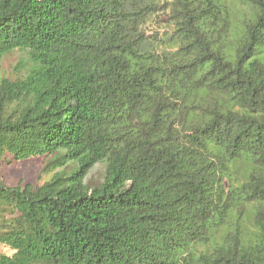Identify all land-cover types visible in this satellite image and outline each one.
Instances as JSON below:
<instances>
[{
	"label": "trees",
	"instance_id": "16d2710c",
	"mask_svg": "<svg viewBox=\"0 0 264 264\" xmlns=\"http://www.w3.org/2000/svg\"><path fill=\"white\" fill-rule=\"evenodd\" d=\"M168 1L156 53L142 0H0V168L47 176L0 179V264H264V0Z\"/></svg>",
	"mask_w": 264,
	"mask_h": 264
},
{
	"label": "rangeland",
	"instance_id": "374dc122",
	"mask_svg": "<svg viewBox=\"0 0 264 264\" xmlns=\"http://www.w3.org/2000/svg\"><path fill=\"white\" fill-rule=\"evenodd\" d=\"M169 4L168 0H142L141 7L147 6L153 9L151 12H148L147 17L139 28L145 40V50L155 51L156 53L175 51L174 42L170 39L173 34V27L168 21ZM225 4L231 17L234 19H238L242 12L244 14L249 12L248 7L241 5L239 0H225ZM261 49L263 53L258 56V59L264 62V46ZM25 59L26 55L18 51L4 57L0 62V77L14 80L15 77L23 73L22 65ZM43 162V158H35L10 166H3L0 168V179L9 187L19 184H29L33 186L41 185L47 180V176L41 174ZM100 171L101 167L95 170L93 174L95 179L99 177L97 174ZM245 227L248 231L252 230L251 220L245 223ZM222 232L223 229L216 234V238H218ZM203 249L204 248L199 247V250ZM0 252L7 255L10 254L7 249L2 247H0Z\"/></svg>",
	"mask_w": 264,
	"mask_h": 264
}]
</instances>
